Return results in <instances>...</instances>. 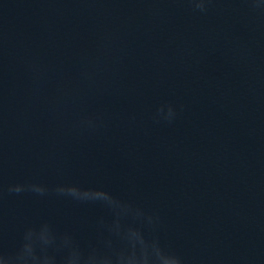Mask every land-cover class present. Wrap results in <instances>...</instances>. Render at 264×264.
I'll return each mask as SVG.
<instances>
[{"label":"water","instance_id":"obj_1","mask_svg":"<svg viewBox=\"0 0 264 264\" xmlns=\"http://www.w3.org/2000/svg\"><path fill=\"white\" fill-rule=\"evenodd\" d=\"M0 264H264V0H0Z\"/></svg>","mask_w":264,"mask_h":264}]
</instances>
